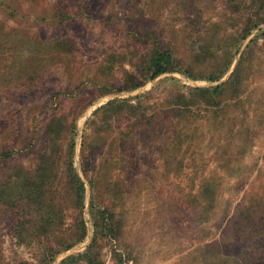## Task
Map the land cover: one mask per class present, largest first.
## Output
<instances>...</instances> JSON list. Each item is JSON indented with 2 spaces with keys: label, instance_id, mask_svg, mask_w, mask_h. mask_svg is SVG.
<instances>
[{
  "label": "rangeland",
  "instance_id": "374dc122",
  "mask_svg": "<svg viewBox=\"0 0 264 264\" xmlns=\"http://www.w3.org/2000/svg\"><path fill=\"white\" fill-rule=\"evenodd\" d=\"M231 1L80 0L68 8L60 0H0V154L14 151L0 167V184L13 166L33 169L44 152L55 149L47 137L51 120L65 124L53 138L59 168L65 145L71 137L77 142L82 130L74 163L88 183L87 236L66 251L78 254L90 244L94 195L98 209L111 210L119 227L116 239L99 238L103 264H121L122 258L124 264H242L224 260L220 231L203 238L200 225L193 230L190 222L207 178L218 179L234 212L258 200L264 215V38L253 41L264 23L243 40L222 79L205 78L235 53L233 36L261 5ZM61 38L68 39L59 45ZM156 43L175 54L177 66L193 67L204 78L172 72L148 80L144 63ZM242 55L239 97L226 92L219 106L201 101L185 116L176 115L170 99L179 90L221 83ZM137 82L143 85L131 89ZM114 98L128 100L120 114L94 113ZM52 192L65 214L59 231L46 238L55 245L74 229L81 209L62 179ZM3 203L0 264L36 261L37 239L18 240L13 211ZM240 241L235 253L245 245Z\"/></svg>",
  "mask_w": 264,
  "mask_h": 264
},
{
  "label": "trees",
  "instance_id": "16d2710c",
  "mask_svg": "<svg viewBox=\"0 0 264 264\" xmlns=\"http://www.w3.org/2000/svg\"><path fill=\"white\" fill-rule=\"evenodd\" d=\"M60 1L68 4L67 7L69 8L73 6L74 2H79L80 0ZM231 3L235 4V0H232ZM260 4L259 10L253 13L256 16H250L243 23V27L237 31V35L233 36L234 44L232 45H234V48L237 46L235 53H229L227 59L222 61V65H219L220 67L215 72L206 75L205 78L207 80L222 79L228 73L240 44L250 35L253 29L264 23V15H260V11L264 10V0H261ZM67 15L68 11L65 9L61 13V17L64 18ZM261 36L264 38V29L260 30L253 41H256ZM61 39L57 44L65 43L64 40L68 38ZM69 39L72 40L71 38ZM156 44L159 45H156L151 50L144 63L145 76L148 80H153L163 74L172 72L185 74L194 79L204 78V75L195 74L193 67L177 66L176 63L179 61H177L175 54L170 49L161 47L160 43ZM245 59V55H242L234 72L217 85L210 87H189L185 92L179 90L170 99L177 104L174 107L175 109H173L176 115L185 116L186 112L192 111L193 104L201 101L211 106H219L222 96L227 95H224L226 92H228L230 98L239 97V90L242 86L241 67ZM142 85L141 82H137L131 89H137ZM141 96L144 95H139L138 97ZM127 104L128 100L114 98L96 109L94 113L98 114L103 111L109 117H112L120 114ZM59 122L60 120H51L47 130V137L49 139L52 138V148L55 149H52V152H44L37 166L33 169H24L23 166L16 168V166H13L6 179L0 184V200L13 211L15 236L21 242L26 243L37 239L38 253L36 254V261H21L18 264H53L61 252L84 241L87 236V225L83 217L86 186L74 163L76 154L75 137H71L63 149L64 160L60 168L58 163H56L58 155L53 153L54 151H59L53 138L59 134L60 130L65 128V124H60ZM71 131V135L75 136L78 131L75 122H73ZM85 132L84 130V134ZM58 147L61 149L60 145ZM13 156L14 151L12 150L2 151L0 154V167L5 166ZM85 176L88 178L87 174ZM55 178H60V180L64 181L65 186L70 190L71 200L81 210L74 229L70 230L69 235L62 236L63 238L58 240L55 245H51L47 241L59 231L64 223L65 216L64 208L55 201L56 198L51 194L55 186ZM89 182L93 187L94 181L89 179ZM220 187L221 185L216 178H207L202 182L200 190L195 195L196 202L194 205L196 209L194 213L192 211L190 216L192 229L194 230L200 225L201 231L204 232L203 238H209L210 234H216L220 231L223 236L221 241L224 249L223 258L226 261L239 259L242 264H257L258 261H264V244L257 243V240H264V215L257 211V206L260 205V202L258 200H254V202L248 201L244 207H240L239 212H234L232 198H225L223 200L220 194ZM222 200L223 202L220 205ZM198 207H201L200 211H198ZM89 214L94 227V235L90 244L83 252L70 254L63 258L59 264H80L81 262H85L86 264H103L98 251L99 238L108 235L116 239L117 228L119 227L117 226L115 215L111 210L107 208L98 209L94 202V195L91 198ZM238 239H241L240 242L245 243V245L244 247L240 246L243 249L235 253L234 250H236L235 246L238 244ZM218 240L220 243V239ZM207 245L208 243L205 246ZM119 255L121 256V254ZM255 258L259 260L255 262ZM120 263L124 264V258L120 259Z\"/></svg>",
  "mask_w": 264,
  "mask_h": 264
},
{
  "label": "water",
  "instance_id": "95a60500",
  "mask_svg": "<svg viewBox=\"0 0 264 264\" xmlns=\"http://www.w3.org/2000/svg\"><path fill=\"white\" fill-rule=\"evenodd\" d=\"M234 66H235V64H234ZM179 75H181V74H179ZM229 75H230V72H229ZM228 75V76H229ZM224 80V79H223ZM222 80V81H223ZM82 137V130H80V133H79V139L77 140V142H76V149L78 150L79 149V143H80V138ZM79 174H80V177L83 179V181L86 183V185H88V183H87V181H86V179H85V177H84V174L82 173V171L81 170H79ZM73 253V251H71V250H69V251H66L65 253H64V257H66V256H68V255H70V254H72ZM56 263L58 264L59 263V257L57 258V260H56Z\"/></svg>",
  "mask_w": 264,
  "mask_h": 264
}]
</instances>
